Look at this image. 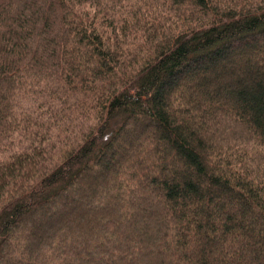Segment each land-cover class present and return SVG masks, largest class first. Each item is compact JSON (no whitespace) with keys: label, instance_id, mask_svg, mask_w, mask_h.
I'll list each match as a JSON object with an SVG mask.
<instances>
[{"label":"trees","instance_id":"trees-1","mask_svg":"<svg viewBox=\"0 0 264 264\" xmlns=\"http://www.w3.org/2000/svg\"><path fill=\"white\" fill-rule=\"evenodd\" d=\"M0 264H264V0H0Z\"/></svg>","mask_w":264,"mask_h":264},{"label":"rangeland","instance_id":"rangeland-1","mask_svg":"<svg viewBox=\"0 0 264 264\" xmlns=\"http://www.w3.org/2000/svg\"><path fill=\"white\" fill-rule=\"evenodd\" d=\"M56 144H57V146H54L53 148H50V155L49 156H52L53 158L56 156V154H57V150H58V148H59V144H58V142H56ZM46 158H47V155H46Z\"/></svg>","mask_w":264,"mask_h":264}]
</instances>
